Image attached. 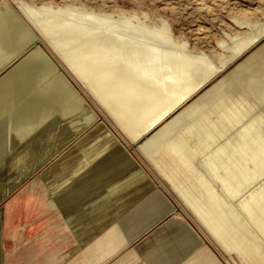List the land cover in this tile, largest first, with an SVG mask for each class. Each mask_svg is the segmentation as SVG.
<instances>
[{
    "label": "bare ground",
    "instance_id": "1",
    "mask_svg": "<svg viewBox=\"0 0 264 264\" xmlns=\"http://www.w3.org/2000/svg\"><path fill=\"white\" fill-rule=\"evenodd\" d=\"M17 1L207 234L243 264H264V21L235 18V45L217 63L164 19L151 27L138 12ZM0 5V203L41 174L81 245L120 226L126 247L151 233L117 264H217L101 111L32 45L38 33ZM29 205L28 194L16 197L9 219L33 218Z\"/></svg>",
    "mask_w": 264,
    "mask_h": 264
},
{
    "label": "rangeland",
    "instance_id": "2",
    "mask_svg": "<svg viewBox=\"0 0 264 264\" xmlns=\"http://www.w3.org/2000/svg\"><path fill=\"white\" fill-rule=\"evenodd\" d=\"M25 1L35 2V3H47V4L52 3L55 7L67 5V3L75 4V5L83 4L88 8L106 11V12H112V13H116L122 10L127 12H138L140 14H137L138 16V17L136 16L137 20L141 22H145L147 25L149 24V26L151 27H157L158 24H160L159 23L160 20L164 19L168 21V23L170 24L174 38L183 39L187 41L190 51H200V52L204 51V53H206L207 56L216 60L217 63H220L222 60L227 58L230 55L229 53H231L229 51H232V47H234L235 45L234 44L235 42H231L234 40L232 38L231 40H229L230 37L228 36V34L233 35L235 32H237L235 18L242 19L244 17L245 19L264 21V3L261 0H25ZM4 2L12 6L13 8L12 7L11 8L13 9V11L16 12L19 16H21V18H23V21H25V24H27L28 27H30V30H33V32H35L34 35L38 33L37 36L39 37V39L36 36L38 41L36 40L35 42H33L32 45L37 44L42 49H44L45 53H47L50 59L52 58L51 60L56 64L57 66L56 71L58 70L57 72H60L62 74L64 72H62L61 70L67 72L68 70L70 71V69L66 66L64 60H62L61 56H59L61 59L58 57V51H56L54 47L51 48L52 44H50L51 47L49 46L48 43H50V41L47 40V38H43L44 37L43 34L38 30L37 27H35L32 21L27 17V15L23 13V10L20 9L18 1L16 2V0H0V4ZM15 4H17V6ZM143 11L147 12L150 18L142 15L141 12ZM72 19L73 21L77 20L76 18H72ZM132 20L135 22L137 21L136 18H133ZM26 21H28L29 24ZM40 37L44 40H41ZM198 38H199V42L197 40ZM220 40L226 41V42L223 41L225 47L219 46L218 43ZM230 43H232L231 46H229ZM226 46H229L228 47L229 49L226 48ZM52 49H55L54 53L52 52L53 51ZM217 63L215 66L219 67V64ZM58 66H60L61 69H59L60 67ZM225 74H226L225 72L222 73V75ZM63 75L66 79L68 80L70 79L69 80L70 83L73 86L75 85L74 86L75 89H77L82 94V97H84L88 101V103L93 107V109H95L98 113L101 111V113L99 114L102 120L105 121L110 126V128L118 135V137L122 140V142L129 148L130 152L137 158V160L141 163V165H143V167L147 170V172L150 174L152 179L155 181L156 188H158V190L165 196V198L173 206H175L176 210L178 208L177 211L179 213H182L184 219L189 221V223L193 226V228L196 231L197 237L201 239V245L204 243L203 245L210 248L212 253L216 256L217 264H241L242 262L240 261V257L238 258L239 255L237 254V252H235L236 254L233 253V255H231L232 252H230L231 253L230 254L228 251H226V249H224V247L222 248L221 244L218 242L217 239L213 238L212 235H208L210 232L206 228H204V226H202L201 223H199V220H196L197 218L191 214L192 212L188 211V209H185L186 207L184 206V204H180L181 201L180 199H177L178 197L176 196V194L173 193L174 191L171 188L169 189L170 186H168V184L164 180L160 179L161 177H159L158 174H156L154 170H152L146 158L143 157L141 152L138 151V147L136 145L134 146V144L133 145L130 144L129 139H127L126 135H123L124 133L121 134L122 132L120 129H119L120 131H118L119 126L115 124V122L110 121L107 118L106 115L107 112L105 113L106 110H103L104 108L100 107L97 99L94 96H93L94 98L92 97V93L89 92V89L87 87H84L81 80H79L78 78H76L75 80L72 76L71 78L67 77L65 73ZM44 80L45 82H47L49 78L43 79L42 80L43 82L41 81V84L44 83ZM244 81L245 82L247 81V77L244 78L243 82ZM85 88L89 93L86 92ZM92 100L94 103L92 102ZM95 103L97 104L98 107L96 106ZM41 178L42 176L41 174H39L36 175L34 178H32L30 181H26L24 185L20 186L9 197H7V199H5L3 202L0 203V260L2 254L7 252V250L9 249L10 247L9 245H12V242L14 241L17 242L18 239L17 237L21 235L19 236L22 238L19 239L20 242H22L20 246L25 247L21 250V255L24 253H33L34 254L33 257L36 259L35 262L38 264H46V263L47 264H98V263L117 264L119 260L125 257V255L130 249L137 247L146 239H148L149 236L151 235L150 233L149 235L140 237L130 247H126V245L124 244V240L126 238L127 228L125 226H120L121 227V228L119 227L120 229L116 228V231L114 233H112L111 235H109L104 239L94 238L87 245L85 246L81 245L79 239L75 235H73L70 231H67L65 227L66 225L65 221L59 219L58 210H56V208L53 207L52 203H50L52 202L51 201L52 198L50 200V198H48L46 191L43 190L42 186H40L41 183L39 181L41 180ZM253 186L257 188L256 187L257 185H253ZM254 187H252L251 189H253ZM250 190L246 191L247 193L245 192L246 196L252 191ZM24 194H28L30 199L29 209L26 211V214L29 213L27 214V216L33 214V218L27 221L26 215L20 214L19 216L16 214L12 216V217H16V220L15 219L10 220L9 204H11L16 197ZM185 212H187L189 216ZM192 216L193 218H191ZM194 218L196 222L194 221ZM209 238H212L213 240ZM26 247H28L29 249L33 247L36 248V250H31L29 252V250H27Z\"/></svg>",
    "mask_w": 264,
    "mask_h": 264
},
{
    "label": "crops",
    "instance_id": "3",
    "mask_svg": "<svg viewBox=\"0 0 264 264\" xmlns=\"http://www.w3.org/2000/svg\"><path fill=\"white\" fill-rule=\"evenodd\" d=\"M19 236L17 237V242H12V245H9L10 247L7 252L2 254L0 264H38L35 262L36 259L33 257V253H24L21 255V250L25 247L20 246L22 242H20L19 239L22 238ZM26 249L29 250V252L31 250H36V248L33 247H31V249L26 247Z\"/></svg>",
    "mask_w": 264,
    "mask_h": 264
},
{
    "label": "water",
    "instance_id": "4",
    "mask_svg": "<svg viewBox=\"0 0 264 264\" xmlns=\"http://www.w3.org/2000/svg\"><path fill=\"white\" fill-rule=\"evenodd\" d=\"M55 59V58H54ZM58 67H60V66H58ZM59 69H61V67L59 68ZM62 72H64L66 75H67V77H70L71 78V75L67 72V71H63V70H61ZM101 113V112H100ZM103 115V114H102ZM104 116V115H103Z\"/></svg>",
    "mask_w": 264,
    "mask_h": 264
}]
</instances>
